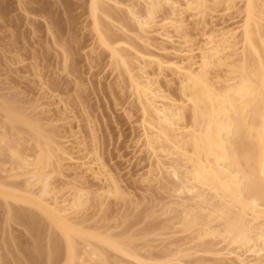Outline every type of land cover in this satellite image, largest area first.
Wrapping results in <instances>:
<instances>
[{"label": "bare ground", "instance_id": "6f19581e", "mask_svg": "<svg viewBox=\"0 0 264 264\" xmlns=\"http://www.w3.org/2000/svg\"><path fill=\"white\" fill-rule=\"evenodd\" d=\"M123 2L89 0L92 30L139 106L144 146L154 158L155 173L148 169L146 179L159 175L168 185L172 200L163 213H174L168 223L186 236L155 254L147 244L133 245L130 236L125 241L111 225L88 223L82 211L91 199L105 211L106 198L123 194L120 181L95 146L87 151L77 141L74 156L51 118L45 119L50 128L33 116L35 104L0 93V156L6 157L0 170L7 172L0 178V203L5 221L15 220L34 235V249L23 250L25 260L15 257V263L36 264L30 252L43 249L51 261L62 242L61 264H264V0ZM219 4L241 18L235 26L207 29L204 18ZM185 12L202 26L204 41L196 47ZM133 26L137 43L126 35ZM177 39L179 49L166 46ZM166 70L176 77L175 94L160 81ZM65 170L82 183L68 193L51 181ZM87 173L98 181L95 189L85 185ZM199 253L209 257L182 261Z\"/></svg>", "mask_w": 264, "mask_h": 264}, {"label": "rangeland", "instance_id": "374dc122", "mask_svg": "<svg viewBox=\"0 0 264 264\" xmlns=\"http://www.w3.org/2000/svg\"><path fill=\"white\" fill-rule=\"evenodd\" d=\"M88 2L0 0V93L15 97L21 105L35 104L37 108L33 116L38 115L42 121L51 118L52 129L58 131L57 135L66 146L74 147V156L79 148L77 141H83L87 151L96 147L106 168L120 181L123 194L106 198L102 205V208L106 205L105 211L97 199L92 198L89 207L82 211V218L91 225H111L113 232L123 234L125 241L131 237L129 242L133 245L141 247L147 244L152 253L158 254L163 246L181 241L186 235L178 233L177 228L168 223L174 213H163V206L172 200L166 188L168 185L164 187L159 175L157 178L149 177L152 180L146 179V173L154 171V158L144 146L139 106L125 75L113 70L108 54L94 37ZM211 7L213 11L204 18L207 29L214 25L235 26L241 18L233 9L224 10V4ZM184 14L192 45L196 47L204 41L202 26L196 24L199 19L188 16L187 12ZM137 32L135 28L133 33L127 32L126 35L137 43ZM116 33L123 35L120 31ZM150 38L155 43L159 39L156 34ZM166 44L169 48L179 49L181 46L178 39L175 43ZM64 52L68 58L66 64ZM160 81L163 85L168 83L171 93L177 92V80L171 71H164ZM49 120L44 121L47 122L45 125L50 124ZM4 157L1 155L0 160L6 159ZM65 162L70 163L68 160ZM6 174L0 170V178ZM20 181L21 178L14 180ZM51 181L56 189H63L62 193L74 184H82L77 179L75 181L71 170L54 174ZM83 181L91 189L99 184L90 173ZM4 216L5 209L0 203V264H16L17 258L25 260L24 251L34 249V235L15 220L5 221ZM43 226V223L38 226L40 231L45 229ZM144 228L151 232L145 233ZM46 243L44 237V247ZM59 247L51 261L47 259L45 249L41 253L33 251V255L30 252V257L36 264H61L64 256L62 242ZM108 254L116 257L110 250ZM203 256L209 257L199 253L182 261L193 262ZM226 262L231 264V261Z\"/></svg>", "mask_w": 264, "mask_h": 264}]
</instances>
